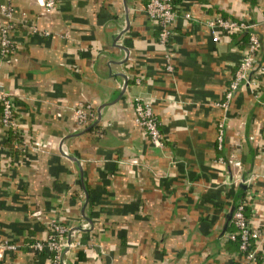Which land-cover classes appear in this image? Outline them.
<instances>
[{
    "label": "crops",
    "instance_id": "crops-1",
    "mask_svg": "<svg viewBox=\"0 0 264 264\" xmlns=\"http://www.w3.org/2000/svg\"><path fill=\"white\" fill-rule=\"evenodd\" d=\"M145 1L55 0L39 13L36 0H0L15 10L0 90L12 96L18 129L9 137L0 124V239L16 244L0 264H50L47 250L28 246L50 217L81 226L66 264H244L223 236L238 182L251 194L249 223L264 228V74L256 93L240 82L219 105L246 33L216 28L213 40L205 24L213 15L255 22L264 67V0H172L170 70ZM136 96L150 104L162 147L132 123ZM77 102L94 111L82 126L71 116ZM35 137L49 141L35 148ZM252 245L264 264V237Z\"/></svg>",
    "mask_w": 264,
    "mask_h": 264
},
{
    "label": "built area",
    "instance_id": "built-area-1",
    "mask_svg": "<svg viewBox=\"0 0 264 264\" xmlns=\"http://www.w3.org/2000/svg\"><path fill=\"white\" fill-rule=\"evenodd\" d=\"M36 4L40 7L39 13H45L53 10L55 0H36ZM14 8L11 4L5 3L0 6V59L7 62L10 60L15 50L14 40L11 35L13 27ZM145 14L155 22L157 28V42L164 48L163 57L165 59L164 68L170 70L172 64L171 50L169 47V37L171 35V25L175 18V9L172 0H146L144 3ZM38 13V12H37ZM38 13V14H39ZM185 12L184 16L188 17ZM29 32H37V27L33 22L26 20L23 16L19 19ZM264 24V17L262 19ZM205 24L209 28L212 39L217 38L215 29L218 28L224 33L245 32L246 43L239 58L237 59L234 69L231 73L229 81L223 92L222 99L217 102L222 107H226L233 92L239 86L240 82L246 84L247 87L256 93L254 87L257 85L258 77L263 76L264 67L257 63L258 52L260 48V38L254 29L255 22H248L244 19H236L223 17L221 15H213L205 19ZM252 71V73H251ZM254 72V74H253ZM132 107V123L149 138L150 143L156 147H162V134L158 127V121L154 116L151 106L148 102L136 96L131 101ZM73 124L82 126L87 120L94 117V111L88 103L77 102L70 106ZM0 124L5 129H9L12 133H17L16 118L14 116L13 99L11 94L0 90ZM222 134L221 123L217 128V140L220 141ZM48 138L40 140L35 137L32 144L35 148H40L48 143ZM61 152L65 155L66 149L63 144L60 145ZM233 176H238L235 172ZM257 176V173H250L241 180L249 184ZM227 183L228 181H224ZM251 194L249 190H245L242 197L236 202L230 215L232 229L223 234L225 239H234L237 243V250L242 254L244 264H258V255L253 241L264 237V228L256 227L249 223L245 214V206L249 204ZM47 233L43 239H33L28 246L34 251L47 250L50 253V264H66L64 253L66 249L75 244L70 237L74 236V229L58 221L55 218L46 220ZM6 249L15 251L16 244L7 239H0V251Z\"/></svg>",
    "mask_w": 264,
    "mask_h": 264
},
{
    "label": "trees",
    "instance_id": "trees-1",
    "mask_svg": "<svg viewBox=\"0 0 264 264\" xmlns=\"http://www.w3.org/2000/svg\"><path fill=\"white\" fill-rule=\"evenodd\" d=\"M96 126H97V124L95 123V124L91 125L88 129L94 128ZM5 131H6V135L7 136L9 135V137H11V134L10 133H12V131H10L9 129H5ZM12 134L14 135V133H12ZM243 188H244V184L242 182H238L236 184V189L239 190V192L236 195H234L235 196L234 198H236V199L232 202L233 207L235 206L236 202L242 197V194H243V191L242 190H243ZM231 240H232V242L234 241V243H235V245L237 247L236 240H234V239H231ZM50 253L51 252H49V254ZM77 258L78 259H83V255L81 254V252H78L77 253Z\"/></svg>",
    "mask_w": 264,
    "mask_h": 264
},
{
    "label": "water",
    "instance_id": "water-1",
    "mask_svg": "<svg viewBox=\"0 0 264 264\" xmlns=\"http://www.w3.org/2000/svg\"><path fill=\"white\" fill-rule=\"evenodd\" d=\"M124 9L127 10V4H126L125 2H124ZM122 47H123V46H122ZM124 86H125V82H123V84H122L120 90L118 91V93L116 94V96H115L111 101H109V102H114V101L119 97V95H120V93L122 92ZM109 102H103V103H101V104L98 105L97 110H96V116H95V118L93 119V121L91 122L90 125H93L94 123H96V122L98 121L99 116H100L99 108H100L103 104H105V103H109ZM78 133H80V132H78ZM66 156H68V155L66 154ZM85 196H86V192H85ZM85 199H86V198H84V202H83V204H82V206H81V211H82V209H83V206H84V203H85ZM86 220H87V219H86ZM87 221H88V220H87ZM88 223H89V222H88ZM80 227H81V226H71L70 228H71V229H76V228H80Z\"/></svg>",
    "mask_w": 264,
    "mask_h": 264
}]
</instances>
